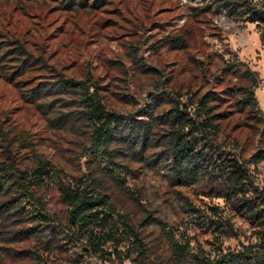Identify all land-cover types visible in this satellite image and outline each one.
<instances>
[{
    "label": "rangeland",
    "instance_id": "374dc122",
    "mask_svg": "<svg viewBox=\"0 0 264 264\" xmlns=\"http://www.w3.org/2000/svg\"><path fill=\"white\" fill-rule=\"evenodd\" d=\"M222 1L0 0V264H194L174 259L167 229L206 253L257 240V224L222 197L200 186L172 184L171 160L158 138L174 100L192 94L220 101L213 95L244 84L246 67L259 77L255 92L264 117L260 33L255 23L232 18ZM173 37L184 38L185 45H173ZM63 75L87 87L68 84ZM87 90L118 118L105 153L92 143ZM248 123L244 114H231L221 138L241 155L264 192V158L251 159L264 149V123L242 126ZM39 157L62 169L66 181L96 173L142 232L148 254L108 242L111 253L102 255L69 231L63 225L68 205L55 182L26 188ZM38 197L40 218L34 215ZM187 202L228 216L233 235L191 225Z\"/></svg>",
    "mask_w": 264,
    "mask_h": 264
},
{
    "label": "trees",
    "instance_id": "16d2710c",
    "mask_svg": "<svg viewBox=\"0 0 264 264\" xmlns=\"http://www.w3.org/2000/svg\"><path fill=\"white\" fill-rule=\"evenodd\" d=\"M75 2L87 5L90 0ZM220 6H224L236 21L255 23L264 46V0H223ZM171 40L175 46H184L186 42L181 37H173ZM235 68L240 72L239 65ZM241 74L246 78L244 84L233 83L225 89V94L213 95L220 101L210 103L205 95L192 94L186 101L174 100L168 112L167 126L164 131H158V138L164 145L162 154L171 160L172 184L200 186L210 194L222 197L231 208L234 207L240 214H247L257 224V240L233 250H225L218 245L214 252L206 253L204 249L195 248L186 236L177 237L174 231L167 229L165 233L172 256L179 263L264 264V192L258 190L241 155L221 138L226 129L224 121L230 119L233 113H242L248 119L249 123L242 126L259 127L264 123L255 92L259 77L249 67ZM62 80L73 86L83 84L84 88L87 87L84 81L66 78L64 75ZM83 99L93 123L92 143L97 152L105 153L118 121L117 115L106 109L95 92L85 91ZM234 142L235 145L239 144L238 135H235ZM263 158L264 149L255 151L251 156L254 161ZM162 159L158 158L157 162L160 164ZM22 171L28 176V170ZM114 177L122 182L119 177ZM30 178L27 189L31 186L38 190L49 180L55 182L68 205L63 225L85 239L96 252L102 255L111 253L105 247L110 242L128 246L129 251L137 252L141 257L148 254L149 247L143 240L142 232L130 215L118 209L110 191L102 187V179L96 173L66 181L62 169L55 167L48 159L39 157ZM36 199L34 215L40 218L44 207L40 198ZM187 203V208L193 211L191 225L206 226L221 235H233L235 232L228 216H217L216 210L213 211L216 216L210 215L192 203ZM212 208L216 209L217 206Z\"/></svg>",
    "mask_w": 264,
    "mask_h": 264
}]
</instances>
